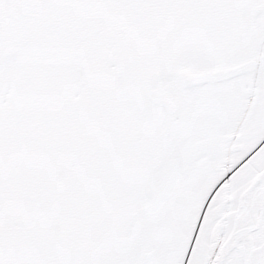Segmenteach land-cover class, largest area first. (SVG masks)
<instances>
[{
    "label": "snow or ice",
    "instance_id": "obj_1",
    "mask_svg": "<svg viewBox=\"0 0 264 264\" xmlns=\"http://www.w3.org/2000/svg\"><path fill=\"white\" fill-rule=\"evenodd\" d=\"M0 264H264V0H0Z\"/></svg>",
    "mask_w": 264,
    "mask_h": 264
}]
</instances>
